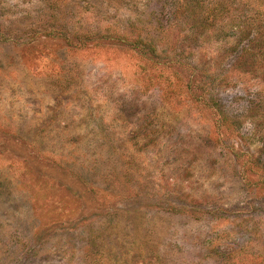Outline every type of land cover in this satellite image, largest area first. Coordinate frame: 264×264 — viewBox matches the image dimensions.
I'll list each match as a JSON object with an SVG mask.
<instances>
[{"label": "rangeland", "instance_id": "obj_1", "mask_svg": "<svg viewBox=\"0 0 264 264\" xmlns=\"http://www.w3.org/2000/svg\"><path fill=\"white\" fill-rule=\"evenodd\" d=\"M187 1L0 0V264H264V82Z\"/></svg>", "mask_w": 264, "mask_h": 264}, {"label": "trees", "instance_id": "obj_2", "mask_svg": "<svg viewBox=\"0 0 264 264\" xmlns=\"http://www.w3.org/2000/svg\"><path fill=\"white\" fill-rule=\"evenodd\" d=\"M179 10L191 20L193 39L206 34L210 45L235 53L230 70L242 75L258 72L264 82V0H188Z\"/></svg>", "mask_w": 264, "mask_h": 264}]
</instances>
